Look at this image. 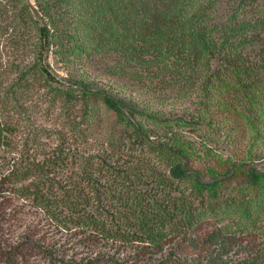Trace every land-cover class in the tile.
<instances>
[{
	"label": "trees",
	"instance_id": "16d2710c",
	"mask_svg": "<svg viewBox=\"0 0 264 264\" xmlns=\"http://www.w3.org/2000/svg\"><path fill=\"white\" fill-rule=\"evenodd\" d=\"M0 39L15 55L0 63V111H9L15 88L39 82L53 98L81 102V119L98 123L101 105L124 128L107 140L102 158L82 162L90 172L59 187L53 169L62 166L16 150L17 125L0 112V153L8 164L0 194L139 250L138 264H205V257L206 264H264V171L241 161L224 171L208 168L204 178L191 166L197 148L184 130L201 121L206 128L214 110L229 116L238 108V116L258 119L264 0H0ZM50 49L67 77L49 70ZM94 58L121 92L79 69ZM188 95L201 121L164 116L170 98ZM115 155L124 159L117 166ZM10 247L0 249V263L20 260L10 250L24 248Z\"/></svg>",
	"mask_w": 264,
	"mask_h": 264
},
{
	"label": "rangeland",
	"instance_id": "374dc122",
	"mask_svg": "<svg viewBox=\"0 0 264 264\" xmlns=\"http://www.w3.org/2000/svg\"><path fill=\"white\" fill-rule=\"evenodd\" d=\"M257 3H261V0H257ZM218 10L225 14V5L221 3ZM5 44L6 40L0 39V63L15 56L10 43ZM50 50L47 56L49 70L59 80L67 77L64 65ZM259 50L264 54V44L256 47V52ZM96 58L92 63L83 60L78 65L79 69L84 71L89 80L104 86L106 90L121 92V87L102 74L103 69L95 62ZM10 80L11 78L9 83ZM14 90L16 98L13 97L6 107L9 111L0 112L9 114L11 121L17 125L14 139L18 144L16 150L25 148L30 156L37 161L48 162L52 165L51 168L55 164L62 166L59 171L53 169L56 172L54 181L60 184L59 187L66 180L67 186L72 184L83 170L90 172L91 168H85L82 162H96L102 158L101 151L105 149L109 138L124 135L123 126L116 125L114 116L106 113L101 105L98 107L99 112L95 114L98 123L95 121L91 124L88 119L80 118L81 102L70 104L60 98H53L51 89L39 82H34L27 89ZM1 105L0 103V107ZM12 105L13 109H10ZM195 108L196 102L188 95L178 101L170 98L162 110L166 118H183L194 122L199 118L193 117L199 115ZM236 110L239 111L238 108ZM237 111L227 116L222 110H214L209 123L206 122V128H203L205 123L201 120L197 121L198 125H203L199 129L184 127L185 136L197 148L191 166L204 178L208 168L224 171L231 163L239 165L241 161L254 166L258 171H264V108L260 109L258 119L254 116L251 120L238 116ZM205 144L210 149L208 157L204 156ZM118 156L115 155L111 160L115 166L124 160H120ZM7 168V160L0 153V175L6 173ZM69 193L75 194L74 191ZM11 244H19L21 249L24 248L10 250L15 256H21L15 264H138L134 261V256L139 250L111 244L98 235L77 227L73 221H51L41 210L32 207L29 201L16 198L6 191L0 194V249L9 250ZM233 251L239 252V249Z\"/></svg>",
	"mask_w": 264,
	"mask_h": 264
}]
</instances>
